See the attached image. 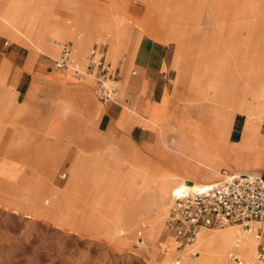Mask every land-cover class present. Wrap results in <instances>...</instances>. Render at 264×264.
<instances>
[{"label":"rangeland","instance_id":"1","mask_svg":"<svg viewBox=\"0 0 264 264\" xmlns=\"http://www.w3.org/2000/svg\"><path fill=\"white\" fill-rule=\"evenodd\" d=\"M12 1L16 6L30 7L35 18H41L38 21L40 24H37L40 28L43 27L41 26L44 21L43 15L50 19L46 25L45 35L51 40L44 42L43 45L59 47L60 42L68 39H54L47 33L56 20V15L53 16L50 10L47 13L43 11L45 7L50 8L49 0ZM178 1H133L140 12L135 16L124 10L119 11L120 19L130 21L127 18L129 15L139 21V25L134 24L142 31L147 27L163 28L168 20L167 32L174 34L180 29L174 25L177 18L181 21L180 33L187 32L188 55L193 69H187L188 83L182 88L176 115L166 124L160 125L159 133L153 139L156 150L153 163L156 167L145 168L138 163L124 167L123 159L118 160L112 167L101 164L96 166L92 179L95 180L104 171L108 177L103 184L95 186L94 181L92 183L87 180L75 181L72 188L77 197L69 194L70 198L65 196L66 199L63 200L53 194L55 191L53 183L49 188L44 180L43 171L48 164L43 159L40 161V169L32 179V184L29 181L5 179L17 178L19 170L16 161L11 164L3 163L0 165V264H150V252L155 250L161 254L159 243L164 240V236L162 234L154 247L147 241L144 233L153 223L150 222V215L143 207L137 209V212L144 214L138 226H129V198L134 191L137 193V190L138 193L146 190L148 195L157 196L167 177L176 176L169 173L168 168L164 166L167 164L169 168L180 172L181 170L176 169L178 165L182 163L185 166L190 161L188 146L193 145V141L199 143L201 140L198 135L199 126H210L217 118V113L223 110V102H216L220 94L214 88V80L221 83L227 80L228 83V96L223 99L226 104L224 116L230 119L228 127L230 128L231 124L233 125L231 121L241 114L246 116L242 141L240 144L232 145L233 151L244 158L262 154L264 146L260 139H263L261 126L264 120L261 123L256 122L257 117L235 107V101L242 96L247 106L251 105L252 93L256 92L258 84L264 77V0H231L232 7L226 4L227 0H185L184 9L176 16ZM62 2L63 0H59L58 6ZM85 2L91 15L112 12L110 0ZM67 11L62 9L59 17L65 21L72 20L73 23V17ZM213 19L216 21L222 19L223 33L220 37L212 35ZM225 19L226 24L223 22ZM193 21L198 24L197 28L192 25ZM230 32L236 37L231 38ZM0 33L25 40L5 28H0ZM95 43L99 42L95 40ZM167 45L170 51H175V42L170 41ZM226 45L231 46L228 54L224 51ZM215 46L221 48L219 53L214 51ZM58 57L59 54L54 58L55 68H57L55 60ZM123 59L124 53L119 61ZM85 62L87 63V59ZM218 64L222 65L223 69H219ZM111 70L114 72V69ZM132 70L136 69H128L129 76ZM123 104L128 107L127 103ZM228 134L220 141L223 143L227 141ZM4 140L0 139L1 142ZM3 150L0 143V160L5 157ZM229 163L224 164L221 169L219 164L216 168L207 170L203 174V181L206 182L201 183L219 181L222 169L244 171L251 169L237 166L233 161ZM62 173L68 172L64 168L55 172L54 184L59 191L67 192L69 178L61 179L59 175ZM216 178L218 179L215 180ZM117 225L120 226V232L114 230ZM127 237L132 239L128 246H124L121 243ZM141 241L143 242L140 245ZM146 244L152 248H148ZM199 257L188 256L186 262L190 259L196 261Z\"/></svg>","mask_w":264,"mask_h":264},{"label":"crops","instance_id":"2","mask_svg":"<svg viewBox=\"0 0 264 264\" xmlns=\"http://www.w3.org/2000/svg\"><path fill=\"white\" fill-rule=\"evenodd\" d=\"M133 1L139 0H110L112 14L109 11L96 16L89 13L85 0H63L55 10L57 26L65 24L76 28L73 38L64 39L72 44L73 52L74 40L86 35L82 42L84 52L76 53L79 55V63L83 64L94 52H105L107 63L114 69L112 74L121 84L119 99L113 104L98 99L94 91L93 77L78 78L53 66L54 58L60 54V49L53 45H43L51 40L45 35L49 18L43 15L41 28L37 25L40 24L38 21L41 18L36 19L34 29L40 36L34 39V42L39 49L25 40L0 33V139H5L0 141L5 151L0 165L16 161L19 170L17 178L5 179L29 181L32 184L43 159L48 164L47 177L55 187L53 194L62 199L59 196L77 197L72 184L76 183L80 172L87 168L89 163L101 162L112 167L118 160L123 159L124 167L137 163L145 168L156 167L153 163L156 154L153 139L159 133L160 125L166 124L176 115L182 88L188 83L187 69L193 67L188 55L187 32L180 33L181 21L175 19L174 25L180 29L174 34L167 32L168 20L163 28L147 27L142 31L132 21L120 19V10L133 16L140 14L139 7L134 5ZM184 4L185 0L178 1L176 16L184 9ZM226 4L232 7L231 0H227ZM48 5L50 8L45 7V13L54 10L50 0ZM62 9L68 10L67 13L73 17V23L72 20L65 21L59 17ZM78 12L79 24L82 30H85V35L77 25ZM221 21L222 19L212 20L214 37H220L223 33ZM223 22L226 24V19ZM192 25L198 27L194 21ZM102 28H105L107 43L99 46L92 37ZM230 34L231 38L236 37L233 33ZM114 39L122 43L118 57L110 52ZM170 41L175 42V51L168 49L167 43ZM230 50L231 46L226 45L224 51L228 54ZM214 51L219 53L221 48L215 46ZM122 53L124 59L119 61ZM217 67L223 69L220 64ZM128 69L136 70H132L129 76ZM133 71L136 72L135 75L132 74ZM166 76L170 77L172 82L166 80ZM219 83L221 81L214 80L218 87ZM221 84L227 85V80ZM218 92L220 94V90ZM123 102L128 104L127 108ZM245 120L246 116L241 114L231 121L233 125L231 124L228 132L230 144L241 143ZM215 121H219V118ZM221 121L220 118L219 123ZM261 136L263 139H260V143L264 146V122L261 126ZM261 153L262 164L259 169L246 171H253L264 177V149ZM224 164L220 165V169ZM60 168L68 172L59 175L60 178L66 175L61 179L69 178L67 192L59 191L54 184L55 172ZM164 168H168L169 173L176 174L180 182L190 179L187 180L190 185H212L222 178L221 175L217 182L202 184L201 182H206L203 181V174L194 169L183 170L182 163L176 168L183 170L180 172L169 168L167 164ZM224 170L230 169H222ZM230 171L245 172L242 169ZM114 230L120 232V226L117 225ZM162 234L163 239H166L164 229ZM243 237L256 240L257 250L258 240L254 236ZM130 239L132 237H127L121 244L128 246ZM174 251L175 249H172L168 253L160 254L153 250L150 252L149 263L165 264L168 260L172 261ZM232 252L238 254L236 251Z\"/></svg>","mask_w":264,"mask_h":264},{"label":"bare ground","instance_id":"3","mask_svg":"<svg viewBox=\"0 0 264 264\" xmlns=\"http://www.w3.org/2000/svg\"><path fill=\"white\" fill-rule=\"evenodd\" d=\"M50 3L52 4V8L54 9L52 10V15L55 16V10L58 7L59 0H50ZM127 18L132 21V23H137L139 25V21L133 19L131 16L128 15ZM55 21L47 31V33L52 36V38L63 39L74 37V32L76 28L68 27L65 24L63 26L58 24L57 26L55 24ZM76 21L78 28L85 35V30H82L79 24V16H77ZM35 27L36 18L32 11H30V7L24 5L16 6L12 0H0V28H5L13 31L18 37L25 39L28 43L38 48L39 46L36 45L34 39H37L40 36V33L35 32ZM104 29L105 28H102V30L97 31L95 36L92 37V39L99 42V46H103L107 43L105 39L106 34L104 32ZM85 37L74 40L75 44L73 55L76 60H79V55L77 56L76 53L84 52L82 42L84 41ZM121 44L122 43H120L118 40L114 39L111 45V54L115 56L117 55L118 57L121 53ZM82 65L85 66L86 62H84ZM214 88L216 91L220 90V98L216 99V102H223L222 109L224 110L225 100L223 99L228 96L229 88L227 85H223L222 88H220L217 86V84H214ZM205 95H207L206 92ZM252 97L253 98L251 105L248 106L244 101V98L242 96L239 97L235 101V107L239 108L242 112H250L252 116L257 117L256 122L261 123V121L264 120V77H262V80L258 84L256 92L252 93ZM223 110L217 113L219 121H213L208 127L199 126L198 135L201 140H199V143L197 141H193V145L188 146L187 151H190V153L188 154L190 157V161H188L187 164L183 166V170L194 169V171H198L204 174L207 170H212L213 168H216V166H218L219 164H230L229 161L235 162L237 166L239 165L242 167H250L251 169H259L260 165L262 164L261 155H253L248 158H244L239 153L233 151V144H230L228 140L224 143L220 141L222 137H225L228 134V120H230L226 115L224 116L225 113H223ZM220 118L222 120L221 123H219ZM194 143H197V145L195 146ZM101 164V162L89 163L88 167L80 172L79 177L76 181L87 180L89 183H92L94 181L95 186L103 184L108 177V174L104 171L95 180L92 179L93 172L96 166H100ZM47 169L48 168L43 171V177L48 187L50 188L52 185V181H49L47 177ZM97 174H99V172ZM190 186L193 185H190L187 180H183L180 182L177 176H168L161 186L160 193L155 197L148 195L146 193V190L139 193L138 190L137 193L134 191L129 198V226H138L144 214L137 212V209L140 207L145 208V210H147L146 212L150 215V222H152L153 225L148 229L147 232L144 233V235L147 241L151 243V246L154 247V244H156V242L160 239V236L163 233L164 222L166 219L165 215L167 213L166 211L168 210V208H170V203L172 202L174 191L181 187ZM62 199L65 200L66 197L63 196ZM238 234V237L242 236V240L241 243L238 245L239 248H236ZM244 235L248 234H243L241 227L236 225L218 230L202 229L193 246V249L201 253L200 257L196 261L190 259L188 262H186V259L189 258L186 257L184 264H228L227 257L232 251L238 252L240 257L253 260L254 254H256V240L245 239L243 237ZM169 240L170 241L168 242L170 248L166 253H168L172 249H175V243L172 239L169 238ZM151 246L147 245L148 248ZM140 255L141 254H139V256ZM171 262L172 261L168 260L165 262V264H171Z\"/></svg>","mask_w":264,"mask_h":264},{"label":"built area","instance_id":"4","mask_svg":"<svg viewBox=\"0 0 264 264\" xmlns=\"http://www.w3.org/2000/svg\"><path fill=\"white\" fill-rule=\"evenodd\" d=\"M59 49V57L55 60L57 69L80 78L93 76L98 99L107 104L118 101L121 84L112 74L104 51L92 53L83 67L74 58L70 42H60ZM165 79L172 82L168 76ZM221 175V180L216 184L193 185L174 191L172 205L164 222L167 238L159 243L162 253L170 248L167 239L175 243L171 264H184L186 257L200 256L193 246L202 229H222L235 225L241 227L243 234L254 236L258 245L254 260L247 261L231 252L227 257L228 264H264V177L251 171L230 170L222 171ZM241 240L242 236L238 237L237 247Z\"/></svg>","mask_w":264,"mask_h":264}]
</instances>
